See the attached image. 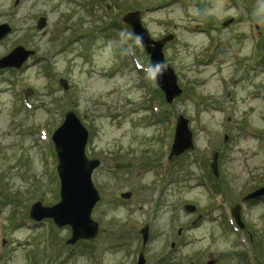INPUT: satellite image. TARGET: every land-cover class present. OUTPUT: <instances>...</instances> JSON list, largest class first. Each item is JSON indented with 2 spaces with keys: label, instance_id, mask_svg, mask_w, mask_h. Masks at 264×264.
<instances>
[{
  "label": "rangeland",
  "instance_id": "rangeland-1",
  "mask_svg": "<svg viewBox=\"0 0 264 264\" xmlns=\"http://www.w3.org/2000/svg\"><path fill=\"white\" fill-rule=\"evenodd\" d=\"M133 11L150 38L170 35L168 104L121 20ZM0 23V57L33 51L0 67V264H135L146 224L143 264H264V196L241 200L264 185V0H0ZM67 109L99 160L97 233L72 245L68 225L28 216L58 201L50 135ZM179 114L193 148L167 158Z\"/></svg>",
  "mask_w": 264,
  "mask_h": 264
},
{
  "label": "water",
  "instance_id": "water-1",
  "mask_svg": "<svg viewBox=\"0 0 264 264\" xmlns=\"http://www.w3.org/2000/svg\"><path fill=\"white\" fill-rule=\"evenodd\" d=\"M43 18H38L36 23L38 28L43 25ZM122 22L130 27L133 39L138 43L145 53L148 54V65L153 73L155 84L162 92L165 103H169L180 89L176 85L175 74L172 68L164 60L162 55V45L170 39V35L159 39L149 37L147 31L140 24L138 11L126 12L121 16ZM10 31V27L5 23H0V38ZM32 50H27L21 45L14 46L8 53L0 57V67L18 68L20 64L32 55ZM61 87L66 88L65 80L58 79ZM31 92L30 89L24 91V94ZM53 145L56 165L55 170L59 180L58 201L49 206H43L39 201L31 203L28 216L34 220L50 218L54 225H68L70 236L66 243L73 244L77 239L94 238L97 233V223L90 218V210L98 199V193L90 179L92 170L99 164L97 158H87L84 155L83 148L86 141V130L74 115L71 109L64 112L63 120L54 129L50 135ZM193 148L191 140V131L187 126V119L182 115H177L173 124V136L167 158L180 154L184 150ZM217 153L213 152L209 163L213 175H217L216 167ZM130 163L115 162L113 167L129 168ZM129 191L121 192L120 197L127 198ZM264 196V185L249 193H246L241 200H251ZM184 211H193L194 205L184 204ZM230 215L234 222L242 227L239 219V205L234 204L230 207ZM147 226L139 229L141 235V250L137 255L135 264H143L142 248L148 235ZM205 264H212L208 261Z\"/></svg>",
  "mask_w": 264,
  "mask_h": 264
},
{
  "label": "flooded vegetation",
  "instance_id": "flooded-vegetation-1",
  "mask_svg": "<svg viewBox=\"0 0 264 264\" xmlns=\"http://www.w3.org/2000/svg\"><path fill=\"white\" fill-rule=\"evenodd\" d=\"M199 216V214L197 215V217ZM43 219V218H42ZM196 219V218H195ZM195 219H193V221H191V224H193L194 222H195ZM147 225V224H146ZM180 232V228H178L177 229V231H176V233L178 234ZM89 239H92V238H89ZM172 243V242H171ZM170 243V244H171ZM70 245H72V244H70ZM141 250V248H139V251ZM139 251H138V253H139ZM138 253H137V255H138ZM142 256H143V248H142ZM144 258V257H143ZM143 263H144V261H143Z\"/></svg>",
  "mask_w": 264,
  "mask_h": 264
},
{
  "label": "trees",
  "instance_id": "trees-1",
  "mask_svg": "<svg viewBox=\"0 0 264 264\" xmlns=\"http://www.w3.org/2000/svg\"><path fill=\"white\" fill-rule=\"evenodd\" d=\"M157 95H161L160 91L156 89Z\"/></svg>",
  "mask_w": 264,
  "mask_h": 264
}]
</instances>
